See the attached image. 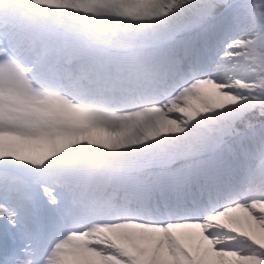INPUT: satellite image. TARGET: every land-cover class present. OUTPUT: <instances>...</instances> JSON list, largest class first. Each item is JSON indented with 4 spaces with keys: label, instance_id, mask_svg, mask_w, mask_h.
I'll list each match as a JSON object with an SVG mask.
<instances>
[{
    "label": "snow or ice",
    "instance_id": "obj_1",
    "mask_svg": "<svg viewBox=\"0 0 264 264\" xmlns=\"http://www.w3.org/2000/svg\"><path fill=\"white\" fill-rule=\"evenodd\" d=\"M0 264H264V0H0Z\"/></svg>",
    "mask_w": 264,
    "mask_h": 264
}]
</instances>
